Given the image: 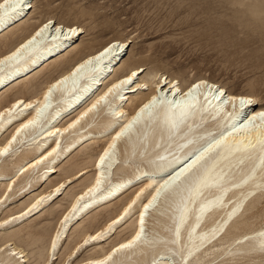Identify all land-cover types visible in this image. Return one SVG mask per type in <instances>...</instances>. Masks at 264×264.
Segmentation results:
<instances>
[{
    "label": "bare ground",
    "instance_id": "6f19581e",
    "mask_svg": "<svg viewBox=\"0 0 264 264\" xmlns=\"http://www.w3.org/2000/svg\"><path fill=\"white\" fill-rule=\"evenodd\" d=\"M0 4H4L7 9L3 12L4 18L0 20L1 41L7 39L9 34L12 35L13 29L24 27L23 23L34 5L33 0H24L26 6H17L16 10L12 11V5L6 4L5 0H0ZM46 24L47 28L44 27ZM31 28L8 49L0 52V61H3L0 63V149H8L0 155V211L9 207L10 204L7 203L16 196L17 188L26 182L19 190L22 191L27 186L25 180L30 179L32 175L37 177L42 174L40 180L44 181V184L48 183L50 187L47 185L43 191L32 193L34 186L30 185L29 189L23 192L29 197L22 207H19L20 210L9 211V214H4L5 209L1 211L0 216L4 215L0 218V230L3 231L6 225H21L25 219L40 214L46 206L54 204L64 195L74 180L91 173L80 186V191L69 197L71 200L59 215L53 229L46 227L44 230L45 246L37 249L36 264H53V260L58 259L65 241L70 238L71 230L87 221L93 213L109 208L114 203L120 204L118 211L113 212L115 215L93 231H90V228L76 233L72 250L60 264H73L77 255L86 250L94 251L74 264H93L109 255L111 259L107 264H120L133 256L141 257L146 253H150L151 259L146 262L140 258L141 264H176L171 253L159 252L158 248L164 245L167 250H172V245L180 246L181 235L178 243H173L177 239L174 235V238L168 241L170 245H166L161 242L163 237L147 234L146 225L151 214L156 215L160 222L165 219L173 221L175 228L181 215H184L187 223L181 225L180 233L188 226L192 240L185 254L188 262L193 258L198 261L205 256V264L231 262L241 255L237 253L239 251H243L246 257L264 258V236L261 235L264 233V227L245 232L231 243L222 242L228 229L238 222L247 206L263 198L259 194L264 192V164L261 163L264 150L260 148L257 134L264 131V122L257 121L258 129L241 126L239 130L232 131L234 125H240L239 116L242 113L239 100H233L232 97H252L255 101L252 109L255 112L264 106L255 105L259 98L253 94H235L207 81V84H201L194 90L191 96L179 99L181 105L188 104L193 107L178 129L168 131L169 113L165 106L163 109L153 110L152 117L145 113L144 118L127 136L116 139V133L137 115L140 108L152 96L159 95L158 83L167 81L180 87L179 82L165 75L146 81L141 77L145 71L143 67L122 69L119 72L123 56L118 62L116 60L128 50L130 39H114L82 53L73 43L84 32L80 26L48 19ZM70 28H75L76 34L70 32ZM106 49L109 51H105ZM13 53L17 54L12 59H5ZM52 66L58 70L60 68L58 74L47 80L40 93H33L31 89L35 88L38 79ZM133 73L136 75L133 76ZM129 80L131 83H126ZM98 81H101V85L96 86ZM200 81L206 80L196 79L188 86ZM209 84L213 87L204 93ZM53 85L56 87L52 88ZM50 88L51 93L48 91ZM217 89H222L224 93L219 102H216ZM199 94L205 98L200 100ZM225 98L228 99L227 102H224ZM165 99L173 100L169 95H166ZM79 106L80 108L75 110ZM176 112L178 114L179 109H176ZM98 120L102 127L97 129L94 126ZM225 132L231 134L219 147L207 154L206 160L200 161L191 172L185 169V165L197 151L207 147L213 139H219ZM97 142H103L101 150L95 155L91 154L89 161L84 163L82 168H78L74 173L69 170L65 173V178L63 176L57 183H52L53 175L62 170V162L76 151L86 150L87 146ZM113 144L115 147H111ZM121 144L128 146L127 159L134 160L139 155L138 152L133 158L136 150L141 151L147 147V152H150L149 156H145L149 160L148 169L141 168L132 175L113 180L110 174L119 170L120 162L116 152ZM157 144L160 146L157 147ZM26 148H32V151L22 153ZM19 150L22 151L17 156ZM105 151L109 155L101 161L100 157ZM14 157L16 158L12 166H18L21 162L24 164L11 176L1 165L6 159ZM63 157L65 158L62 161ZM182 169L184 171L180 178L173 182L172 177ZM206 170L212 175H224L225 180L222 187L204 189L201 196L198 192L190 190L187 179L197 172L203 174ZM157 190L160 195L153 200ZM149 201H152L149 210L144 212V205ZM163 209L166 212H163ZM141 213L143 225L140 223ZM191 214L192 220L189 219ZM213 217L215 219L212 225L205 228L206 219ZM141 227L143 232L140 240L132 247L119 249L121 244L131 241L140 232ZM127 228V236L117 242H111L114 236ZM19 232L0 237V264L29 263V253L25 252L26 249L21 247V243L16 244L15 238L12 239ZM219 232H222L221 235L214 240ZM43 236L39 232L29 233L22 242L28 247L36 246L43 241ZM13 240L15 242H12ZM104 244H108V247H103ZM230 248L225 258L217 261ZM113 249L119 251L113 254ZM18 260H21L20 263Z\"/></svg>",
    "mask_w": 264,
    "mask_h": 264
},
{
    "label": "rangeland",
    "instance_id": "374dc122",
    "mask_svg": "<svg viewBox=\"0 0 264 264\" xmlns=\"http://www.w3.org/2000/svg\"><path fill=\"white\" fill-rule=\"evenodd\" d=\"M33 5L34 7L23 23L24 27L13 29L12 35L9 34L7 39L0 41V52L8 49L26 35L32 26L53 19L58 23L83 28L84 32L73 42L82 53L114 39L121 41L130 39L131 44L128 50H125L116 60L118 62L123 56L122 63L118 68L119 72L122 69L143 67L145 71L141 77L144 80L157 79L159 76L165 75L176 79L183 88L191 84L193 80L202 78L235 94H253L254 97L259 98L255 105H264V0H33ZM47 70L38 79L35 88L31 89L33 93H40L47 80L55 77L60 68L58 70L52 66ZM31 90L30 92H32ZM79 108L80 106L75 110ZM100 120L94 126L97 129L102 127V124L99 123ZM102 144L103 142H97L87 146L86 150L76 151L73 153L75 155L72 154L68 158L69 160L64 162H62L65 158L63 157L62 161L60 160L62 170L53 175L52 183H57L63 176L65 178L67 171L72 170L74 173L78 168H82L89 161L91 154L95 155L101 150ZM21 151H18L17 156ZM30 151L32 148H26L22 153ZM127 151L128 146L119 145L116 154L120 167L119 170L110 174L113 180L132 175L133 172L141 168L148 169L149 160L146 157L150 155V152H147V147L141 151L136 150L133 158L138 152L139 155L135 160L127 159ZM15 158L6 159L1 165L2 169L9 172L11 176L15 175L20 166L24 164L21 162L18 166H12ZM90 174L74 180L67 188V194L62 195L54 204L46 206L40 214L25 219L21 225H6L3 231L0 230V237L20 231L12 239L15 238L16 244L21 243V247L26 249H24L26 253H29L28 264H36L37 251L40 249L39 247L45 246L44 230L53 229L59 215L71 200L69 197L80 191V186ZM41 175L37 177L32 175L33 178L30 179L25 178L27 186L19 191L26 182L20 185L16 190V196L7 203V205L10 204L9 207H5L1 211L5 209L4 214H9V211L20 210L23 202L29 197L23 192H26L30 185L34 186L32 193L41 192L50 187L48 183L44 184V181L40 180ZM259 196L263 198L258 202L250 203L239 217L238 222L228 229L223 243H231L237 236L245 232L256 231L264 227V192H261ZM119 205V203H114L109 208L93 213L87 221L76 225L73 228L76 231L71 230L70 238L65 241L63 249L57 256L58 259L53 260V264H60L66 260L65 257L72 250L79 232L90 228V231H93L101 226L109 217L115 215ZM162 206H167V204H162ZM163 212H166L165 209ZM4 214L1 216L3 217ZM156 218L154 214L149 216L146 225L147 234L163 237L162 244L170 245L168 241L175 235L174 222L168 219L160 222ZM189 219H193V214ZM214 219L215 217L207 218L205 228L212 225ZM121 231L113 237L111 242H117L120 238L127 236L129 232L128 228ZM218 231L219 228H217ZM35 232H39L43 236V241L40 242L41 244L38 243L40 246L37 244L28 247L22 241H25L27 234ZM221 233L219 232L214 240ZM190 237L191 230L186 226L185 230L181 232L180 246L172 245V250H167V247L160 245L158 251L171 253L177 264L181 261L178 251L182 248L185 257L186 251L192 243ZM14 240L12 242H15ZM103 247H108V244H104ZM238 248L235 247V249ZM230 250L231 248L226 250L223 257L217 261L225 258L224 256ZM93 251L86 250L79 253L76 261L87 257ZM237 253L241 255L236 256V260L224 261L221 264H264L262 257H246L243 251ZM205 257L198 261L197 258H193L188 264H205L207 263V257ZM140 258L148 262L151 255L146 253L141 257L133 256L120 264L136 262L141 264ZM20 261L18 260L19 263Z\"/></svg>",
    "mask_w": 264,
    "mask_h": 264
},
{
    "label": "snow or ice",
    "instance_id": "6c2138e0",
    "mask_svg": "<svg viewBox=\"0 0 264 264\" xmlns=\"http://www.w3.org/2000/svg\"><path fill=\"white\" fill-rule=\"evenodd\" d=\"M6 4L12 5V11L16 10L17 6H26L24 4V0H5ZM7 9H5L4 4H0V20L4 18L3 12H6ZM51 23V22H49ZM45 28L48 27V25H44ZM43 30V29H41ZM70 32L73 34H76L77 30L75 28H70ZM31 43V41L29 42ZM24 47V46H22ZM19 51V50H17ZM105 51H109V49H106ZM17 53H13L11 56L6 57L5 59H12L13 56H15ZM103 55V53H101ZM100 57H97L99 59ZM0 63H3V61H0ZM136 73H133V76H135ZM126 83H131V81H126ZM201 84H207V81H200L198 83L193 84L190 88L187 89L185 92L182 90L178 85L175 83H168L167 81H162L158 83V93L159 95H154L151 97V99L145 103L139 110L136 116L132 118L131 121H129L127 124H125L119 132L116 133V139H120L123 136H127L134 128L135 125H137L143 118L144 114L147 113L149 117H152L154 115L153 110L157 109H163L165 106L167 107L168 113H169V120L167 121V129L168 131H173L179 128L180 123L183 122L184 118L189 114V111L193 105L184 104L181 105L180 100L176 99L177 95H183V96H191L192 92L200 87ZM56 85H53L52 88H55ZM146 87V86H145ZM208 87L211 89L213 86L208 85ZM49 93H51L52 89L50 88ZM166 95H171L174 99L171 101H168L165 99ZM221 96H224L222 89L216 90V98L219 99ZM101 99H104L101 97ZM233 100L238 99L239 104L241 108L245 107L246 105H252L255 101L252 97H232ZM227 102V98H225V101ZM99 103V101L97 102ZM95 107V105H93ZM176 109H179V112L177 114ZM257 121L264 122V106H262L261 110L258 112L252 113L251 110H249V113H246L243 117V119L240 122V125H234L232 131H237L241 126H244L246 128H252V129H258L259 124ZM230 132L223 133L219 139H213L211 143H208L207 147L202 148L201 150L197 151L196 154L192 157V159L185 165V169H187L189 172L202 160H206L207 154L211 153L215 148L219 147L223 141L226 139L228 135H230ZM258 136V143L260 145V148L264 150V131H260L257 134ZM161 139H163V133L161 132ZM157 147L160 145L157 144ZM111 147H115L113 144ZM8 151L7 148L0 149V155L6 153ZM109 153L105 151L104 155L100 157L101 161L104 160L106 156H108ZM163 159V157H161ZM261 163L264 164V158H261ZM184 169L181 170V172H177L173 177V182L178 180L183 173ZM225 180L224 175H212L207 170L201 174L199 172L193 174L192 177L187 179V183L190 186V190L198 192L201 196L203 195L204 189H212V188H219L222 187V182ZM160 195L159 190H157V194L153 196V200H156L158 196ZM152 201H149L148 204L144 205V212H147L149 210V207L151 205ZM131 207V205H129ZM186 211V209H185ZM143 213H141V220L140 223L143 225ZM187 221L184 218V215H181L180 222L177 224L175 228V236L177 237L176 240L173 241V243H178L180 238V228L181 225L186 224ZM194 231V229H193ZM143 232V227H141L140 232L136 234V236L133 237L131 241H128L126 244H121L119 246V249L123 248H129L132 247V245L140 240L141 233ZM262 236H264V233H261ZM53 247L55 245L53 244ZM264 247V245H262ZM119 249H113V254ZM178 254L181 255V261L177 262V264H188L187 257L183 256V250L180 249L178 251ZM111 259V255L107 256L102 261H95L93 264H107V261Z\"/></svg>",
    "mask_w": 264,
    "mask_h": 264
}]
</instances>
